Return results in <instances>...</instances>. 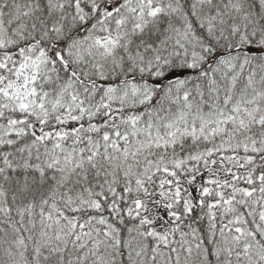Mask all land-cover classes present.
<instances>
[{
    "label": "snow or ice",
    "instance_id": "6c2138e0",
    "mask_svg": "<svg viewBox=\"0 0 264 264\" xmlns=\"http://www.w3.org/2000/svg\"><path fill=\"white\" fill-rule=\"evenodd\" d=\"M0 264H264V0H0Z\"/></svg>",
    "mask_w": 264,
    "mask_h": 264
}]
</instances>
